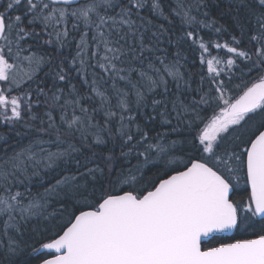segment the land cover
<instances>
[{
  "label": "snow or ice",
  "instance_id": "obj_1",
  "mask_svg": "<svg viewBox=\"0 0 264 264\" xmlns=\"http://www.w3.org/2000/svg\"><path fill=\"white\" fill-rule=\"evenodd\" d=\"M34 261L264 264V0H0V264Z\"/></svg>",
  "mask_w": 264,
  "mask_h": 264
},
{
  "label": "trees",
  "instance_id": "obj_2",
  "mask_svg": "<svg viewBox=\"0 0 264 264\" xmlns=\"http://www.w3.org/2000/svg\"><path fill=\"white\" fill-rule=\"evenodd\" d=\"M195 63L197 65V67H193L191 64H189L187 66L190 71L194 72V71L198 70V64H199L198 59L195 61ZM239 195L246 197L247 193L244 192V191H241L239 193ZM242 238H251V237H250V234L247 235V236H241L239 234H235L234 233V234L231 235V238H226V237H222V236L218 237V239L216 241H213V244H216V243H230V242H232V239H242ZM33 264H38V261H34Z\"/></svg>",
  "mask_w": 264,
  "mask_h": 264
},
{
  "label": "water",
  "instance_id": "obj_3",
  "mask_svg": "<svg viewBox=\"0 0 264 264\" xmlns=\"http://www.w3.org/2000/svg\"><path fill=\"white\" fill-rule=\"evenodd\" d=\"M232 235V234H231ZM222 236V234H218V237Z\"/></svg>",
  "mask_w": 264,
  "mask_h": 264
}]
</instances>
